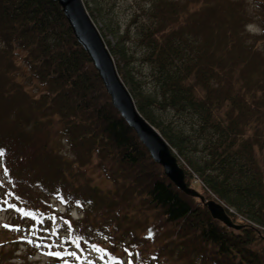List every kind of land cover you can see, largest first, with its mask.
Here are the masks:
<instances>
[{
    "label": "trees",
    "instance_id": "obj_1",
    "mask_svg": "<svg viewBox=\"0 0 264 264\" xmlns=\"http://www.w3.org/2000/svg\"><path fill=\"white\" fill-rule=\"evenodd\" d=\"M82 2L96 25L100 0ZM134 2V46L128 28L96 26L117 74L186 185L194 177L240 229L167 179L53 0H0V210L10 211L0 229L50 221L60 248L102 249L98 237L113 258L119 244L128 264H264V0H255L263 35L249 32L242 0ZM9 255L0 244V261Z\"/></svg>",
    "mask_w": 264,
    "mask_h": 264
},
{
    "label": "rangeland",
    "instance_id": "obj_2",
    "mask_svg": "<svg viewBox=\"0 0 264 264\" xmlns=\"http://www.w3.org/2000/svg\"><path fill=\"white\" fill-rule=\"evenodd\" d=\"M242 2L245 7L244 10L249 15L250 24L247 27L249 29V32L251 34L261 33L263 35V30L257 23V8H259V3L257 6L255 0H242ZM89 5L90 7H92L91 4ZM95 8L97 9H94V13L98 18L96 26L100 27V19H103L107 26L116 28L119 32H124L125 28H128L127 35L129 36V40L133 41H131V45L134 46V44H136L135 20L133 22L131 21L134 16L133 11L136 8L134 0H100L99 5ZM107 38L110 39L109 36H107ZM256 46L258 48L264 49V39L259 40L256 43ZM135 48L137 49V47ZM136 63H138L137 66L140 70V73H146V66H144L143 64H139L140 62L138 61H136L135 64ZM19 80L20 82L25 83V89L28 92H31V89L34 87L33 83H31L26 78H24V80ZM175 116V113H172L171 111L167 112L168 118L172 117V119H174ZM59 149L66 151L65 147H61ZM92 166L94 165L92 164ZM87 173L92 183L102 190L106 191L112 186L111 180L107 179V177L101 170L90 167ZM190 178L191 177H189V179ZM190 180L191 186L186 185L187 189L191 192H194V195H196L193 196L191 193H189L191 197L202 203L208 200L216 201L213 198L206 197V193L202 191L203 189L200 188L201 186L199 182L194 177H192ZM2 182L3 177L0 168V188L2 187ZM200 198H202L203 200H201ZM48 203L49 207L53 209L56 207V203L58 202L56 200L50 199ZM57 209L59 210V208ZM59 211L65 213L66 208L60 209ZM74 211L76 214H78L79 212L77 211V209H75ZM9 212L10 211L7 210H0V227L3 225V223H5L6 218L10 217ZM71 219L74 220L75 218L72 217ZM25 222V219L20 220L19 223L8 232H3L0 229V244L4 243L5 250L9 252V256L13 257L3 262L0 261V264H128L126 256L123 255V250L121 249L119 244L113 251L115 258L109 256V252L106 250L104 251L103 249L106 245H108V241L106 240L105 242V240L98 237L95 238V241L99 243V247H103L102 249H99L97 247L85 248L76 245L71 246L70 249H62L58 246V241L56 240L57 236L55 237L53 235L56 230H54V228H50L52 226L50 221L45 223L30 222V225H24ZM234 223L238 224L237 222ZM28 241H32V243L30 244L28 243ZM50 253H59L60 255H50ZM2 257H7V255H4Z\"/></svg>",
    "mask_w": 264,
    "mask_h": 264
},
{
    "label": "water",
    "instance_id": "obj_3",
    "mask_svg": "<svg viewBox=\"0 0 264 264\" xmlns=\"http://www.w3.org/2000/svg\"><path fill=\"white\" fill-rule=\"evenodd\" d=\"M53 1L59 6L75 41L88 56L110 99L111 106L133 131L150 158L160 165L167 179L182 193H191L196 196L194 192L187 189L184 172L178 165L169 145L136 110L127 88L117 74L113 58L96 25L87 13L82 0ZM203 206L213 219L218 220L228 228L240 229V225L235 224L230 219L223 206L218 202L208 200L203 203Z\"/></svg>",
    "mask_w": 264,
    "mask_h": 264
},
{
    "label": "snow or ice",
    "instance_id": "obj_4",
    "mask_svg": "<svg viewBox=\"0 0 264 264\" xmlns=\"http://www.w3.org/2000/svg\"><path fill=\"white\" fill-rule=\"evenodd\" d=\"M0 156H3V152L2 151H0ZM24 215L25 216H28L29 214L28 213H24ZM28 243H32V241H28ZM77 243V246H79V242L77 241L76 242ZM52 254H54V255H56V256H59L60 254L59 253H50V255H52Z\"/></svg>",
    "mask_w": 264,
    "mask_h": 264
},
{
    "label": "bare ground",
    "instance_id": "obj_5",
    "mask_svg": "<svg viewBox=\"0 0 264 264\" xmlns=\"http://www.w3.org/2000/svg\"><path fill=\"white\" fill-rule=\"evenodd\" d=\"M138 212V211H137ZM91 248V247H90Z\"/></svg>",
    "mask_w": 264,
    "mask_h": 264
}]
</instances>
